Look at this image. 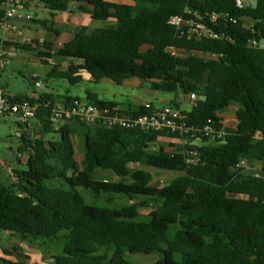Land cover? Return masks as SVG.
Here are the masks:
<instances>
[{
    "label": "trees",
    "instance_id": "16d2710c",
    "mask_svg": "<svg viewBox=\"0 0 264 264\" xmlns=\"http://www.w3.org/2000/svg\"><path fill=\"white\" fill-rule=\"evenodd\" d=\"M25 1L42 5L51 17L76 5L92 20L117 23L113 29L80 27L57 51L52 42L42 49L37 40L15 44L21 52L39 47L45 63L58 59L52 77L72 86L85 72L95 82L109 79L119 86L139 78L153 91L196 96V106L186 112L191 127L203 129L212 121L219 130L221 115L233 108L238 123L225 126L226 135L216 144L202 138L187 146L201 158L192 166L178 152L182 146L170 144L176 152L155 148L164 133L88 124L55 130L52 108L79 99L70 92L14 96L38 103L41 132L57 137H32L24 130L17 158L29 156L27 169L14 167L17 185L0 180V231L30 246L62 243V254L49 264H133L131 257L142 255H157L156 264H264V177L240 168L245 160L264 164V50L249 44L264 40V0H249L244 8L236 0ZM176 16L204 23L218 38L188 39L186 26L170 24ZM31 23L56 32L49 19ZM169 48L185 55L173 56ZM62 63H68L67 70H61ZM86 99L117 105L90 91ZM171 105L180 108L176 101ZM152 111V106L129 108L137 116ZM76 136L85 139L80 169ZM159 172L176 176L160 186ZM102 173L118 181L99 180ZM120 198L136 202L119 205ZM0 264L28 263L0 259Z\"/></svg>",
    "mask_w": 264,
    "mask_h": 264
},
{
    "label": "built area",
    "instance_id": "2783aa9c",
    "mask_svg": "<svg viewBox=\"0 0 264 264\" xmlns=\"http://www.w3.org/2000/svg\"><path fill=\"white\" fill-rule=\"evenodd\" d=\"M32 4V3H31ZM31 4L25 0H2L0 4V76L6 70L10 61L19 55V50L7 46L6 36L8 34H17L20 32V24L28 25L34 19L31 12ZM239 8L251 5L249 0H236ZM247 22V21H246ZM171 25L182 29L183 26L188 28L184 33L188 39H216L218 36L209 29L204 23L185 22L182 17H173L170 21ZM248 29H252L251 25L246 24ZM250 46L264 50V40L253 38L249 42ZM169 52L173 56H184L185 53L175 48H169ZM32 80L36 87H42V82L37 76H33ZM192 107H195L198 101L196 96L190 97ZM150 107V106H149ZM39 110V104L33 103L28 99H16L10 96L0 86V117L14 116L17 118L20 126L25 129L31 122L36 120ZM187 111L182 108L167 107L152 111L145 115H134L128 110H123L119 105L114 106H98L90 103L86 98L75 99L69 106L57 104L52 108L51 121L55 130H60L66 124H88L96 128L104 129H125V130H142L152 133H164L166 137H160L154 144L156 149H160L158 144L168 142L182 146L178 151L186 157L188 165H197L200 162V155L196 150L187 149V146H197L201 144L202 138L207 139L210 144H216L226 135L225 121L222 122V128L217 129L212 121H209L203 129H197L188 125ZM238 123L237 119L235 125ZM24 129V130H25ZM23 131L16 132V137L21 139ZM1 147V142H0ZM167 151L176 152L175 148H165ZM254 165V166H253ZM253 166V168H252ZM0 168L6 170L7 175L12 184L19 183V177L15 168L8 164L0 163ZM240 168L246 173L247 169H253L256 177H264V164L245 160L241 163ZM162 183V182H161Z\"/></svg>",
    "mask_w": 264,
    "mask_h": 264
},
{
    "label": "rangeland",
    "instance_id": "374dc122",
    "mask_svg": "<svg viewBox=\"0 0 264 264\" xmlns=\"http://www.w3.org/2000/svg\"><path fill=\"white\" fill-rule=\"evenodd\" d=\"M34 6V19H40L42 14L48 12H46L43 6L38 3ZM53 26L55 29L60 28L57 24H54ZM33 27L37 26L34 25ZM73 33V29H71L69 33H63L59 37L58 44L60 46H56L55 51L69 41L72 38ZM25 38H35V33L27 32L25 33ZM34 40L36 39H31L30 43ZM11 48L17 49L14 45ZM40 48L38 47L35 52H21L18 57L10 61L6 70L0 76V86L6 91V93L19 97H29L31 94L40 96L44 93L65 95L69 91L71 95L85 99L87 91H90L96 93L103 101L117 103L123 110H128L130 107L140 105L152 106L156 110L165 109L167 107H175L174 105H171L172 103L169 104V102H180V100H182L183 110L190 111L192 108V101L190 98L184 95L176 97V95L172 93L153 91L150 82H145L139 78H133L119 86L109 79L95 82L92 77L85 72L83 74V81L76 86H72L69 81L55 78L50 75L55 68V64H59L60 61L58 59L50 60L46 58L48 63L43 62L37 55ZM143 50L146 51L147 47ZM60 66L62 68H67L68 63H62ZM33 76L38 77L39 81L42 82V87L35 86L32 80ZM184 97L187 98V102L183 101ZM24 129L25 127L20 126L17 118L14 116L0 117V158L6 162L8 166L15 167L16 164H18L17 158L12 156L9 148H12L15 154L18 152L20 139L16 137V132L23 131ZM169 145L168 142L163 141L158 144V146L166 148H169ZM77 159L78 168L80 169V161L82 160V151L80 149L78 150ZM19 168L25 170L27 169V166H19ZM255 172L256 171L253 169L246 170V174H254ZM175 176L176 174L159 172L157 173V178L155 180L156 185L162 186L165 181H169ZM98 179L102 181H118V178L110 173H102ZM0 180L4 182L9 181L11 184L8 175L2 178L0 176ZM87 201L91 203L93 200L90 201L87 198ZM127 202H136V200L133 198H120L117 201L119 205H123ZM140 210L142 214L149 213V210L144 208H141ZM5 236L6 233L0 231V238H5ZM0 246L1 248H7V252H9L14 261L30 262L33 264L49 263L53 256L62 254L64 249L63 244L58 242L47 243V245H43L42 247L37 245L30 246L27 243L20 241L17 237H9L6 242L0 241ZM41 255L47 260L42 261L40 259ZM158 260L159 257L157 255H142L131 257L130 262L133 264H156Z\"/></svg>",
    "mask_w": 264,
    "mask_h": 264
},
{
    "label": "crops",
    "instance_id": "0c3cea01",
    "mask_svg": "<svg viewBox=\"0 0 264 264\" xmlns=\"http://www.w3.org/2000/svg\"><path fill=\"white\" fill-rule=\"evenodd\" d=\"M119 3L131 5L132 4V1L131 0H120ZM34 5H35V3H32L31 4V7H32L31 8L32 9L31 12L33 13V15H34V7H35ZM40 19H43V20L49 19L54 24L59 25L61 29L60 28H58V29L56 28V32L53 33V32H50L48 30H45V29H43L42 27H39V26L33 27L34 25H32V23H29L28 25H26V24H20V32L19 33H17V34H8L5 37L6 38L7 46L12 47L13 45L15 46V44H17V43H20V44H30L31 39L32 40L33 39H36L37 41L40 40L39 41V44H40L41 49L44 48V44L46 42H52L54 44V47L53 48L55 49L56 46H60L58 44L59 37L63 33L64 34L69 33V31L71 29H73V31L75 33L76 29H78L80 27H88L91 30H93V29H96V28L113 29V28H116V26H117V23L115 21H113V20H109V21H95V20H92L89 16L81 14L77 10V6L76 5H72L69 12L57 14L55 17H51V15L49 14V12H47L46 14H42ZM27 32H29V33H35V38H31V39L25 38V33H27ZM74 33L72 34V37H73ZM1 37L2 36L0 35V39H1ZM44 51L47 52V53L48 52L49 53H52L53 52V51L47 50V49H44ZM19 52L21 54V51H19ZM67 68H62L61 67V70L64 71V70H67ZM82 74H84V73H82ZM42 95H58V94H55V93H44ZM42 95L39 96V95H36V94H31L29 96V98L38 99ZM11 96H15V95H11ZM73 97L81 98L79 96H73ZM183 101L187 102V98L184 97V100ZM113 103H115V102H113ZM171 103L172 102H169V104H171ZM115 104H117V103H115ZM177 104H179V107L183 109V107H182V100H180V102H177ZM140 106H147V105H140ZM235 110L236 109L233 108L230 111H228L226 113H223L221 115V117L223 118V120L225 121V123L227 124V126H234L235 125V121H236V117H235V114H234V111ZM26 129H27V131L29 132V134L32 137L38 136L39 134H41V136L43 138H45V139H51V138H56L57 137L56 135H48L47 133H42L41 132V127H40L39 122L37 121V119L34 120L33 122H31L30 125ZM74 142H75V145L77 147V150L80 149L82 151V147L84 146V143H85L84 137H82V136H76V137H74ZM9 151L11 152L12 156H14V157L17 158V153L15 154L14 153V150L12 148H9ZM28 160H29V156L27 154L18 156V158H17V163L18 164H16L15 167H18L19 168V166L26 165L27 162H28ZM1 162L6 164V162H4L0 158V163ZM0 171H1L0 172L1 178L7 176L5 169L0 168ZM5 233H6L5 238H0V241L1 242L8 241V238L9 237H15L11 233H8V232H5ZM0 259L14 261L12 259V257L10 256L9 252H7V248H5V247L4 248L3 247L1 248V246H0ZM40 259L42 261L47 260L42 255L40 256ZM25 263L33 264V263H30V262H25ZM49 263L47 262V263H43V264H49Z\"/></svg>",
    "mask_w": 264,
    "mask_h": 264
}]
</instances>
